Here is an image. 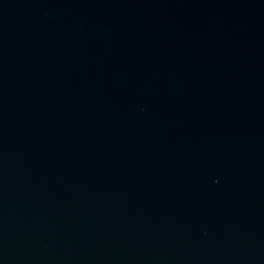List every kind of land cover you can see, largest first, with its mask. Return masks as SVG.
I'll use <instances>...</instances> for the list:
<instances>
[{
  "label": "water",
  "instance_id": "water-1",
  "mask_svg": "<svg viewBox=\"0 0 264 264\" xmlns=\"http://www.w3.org/2000/svg\"><path fill=\"white\" fill-rule=\"evenodd\" d=\"M0 264H264V0H0Z\"/></svg>",
  "mask_w": 264,
  "mask_h": 264
}]
</instances>
